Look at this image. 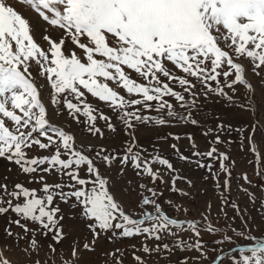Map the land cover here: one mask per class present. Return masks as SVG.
Here are the masks:
<instances>
[{
    "label": "snow or ice",
    "instance_id": "snow-or-ice-1",
    "mask_svg": "<svg viewBox=\"0 0 264 264\" xmlns=\"http://www.w3.org/2000/svg\"><path fill=\"white\" fill-rule=\"evenodd\" d=\"M16 3L37 14L47 27L43 28L42 44L34 37L30 19L10 0H0V158L15 164L22 173L30 176L29 183H39L41 188L30 189L16 182L10 190L8 183H0V215L11 212L17 216V219L9 220L6 234L10 237L19 235L11 231L12 224L22 228L25 234L31 233L29 248L37 253L42 245L35 236L51 234L53 243L48 245V252L52 254L49 259L51 264H56V246L66 238L59 204L72 202L71 208L79 209L78 216L91 239L88 236L82 240L74 239L68 256L61 257L60 264H80L81 252H95L101 236L109 240L117 236H143L145 240L156 241L171 236L174 238L171 246L161 243L152 248L145 243L140 250L151 254L162 250L195 249L201 254L195 259H201V241L191 235L189 240L180 237L184 232L199 237L197 221L167 215L158 203V197L163 193L143 183L139 184V189L150 195H142L138 201L139 215L126 211L124 204L110 190V180L100 172L95 160L108 167L118 160L121 175L125 167L131 166L137 177L147 176L153 185L157 180L161 184H168L170 180V191L189 196V192L176 186L177 181L187 183L190 188H195V182L179 175L168 158L160 154L142 155L146 150L138 147L132 130L136 123L165 126L174 120L199 125L193 110H198L201 95L205 99L218 98L216 102L225 106L226 111L230 107L247 110L255 89L246 78L244 61L250 63L255 75L260 76L264 71V0H16ZM174 70L184 75H176ZM131 72L145 82L133 79ZM189 77L200 85L199 90L197 83ZM38 79H43L50 88V103L56 106V115L61 114L63 106L77 121L80 116L86 117L88 130L103 137L95 123L97 110L85 99L86 93L90 94L108 104L117 114L129 130V140L121 149L111 152L101 147L94 157L77 150L74 136L51 122L43 102L45 84H38ZM109 82L116 87L110 86ZM172 82L178 83L190 99L174 90ZM116 88L138 98L126 99ZM165 97L174 98L184 112H177ZM241 97H246L248 103H237ZM152 102H156L155 106ZM153 110L158 113L156 117L142 114ZM99 119L106 122L109 130L116 131L110 117L100 113ZM214 119L217 121L215 127L206 128L202 133L211 138L207 150L200 151L190 134L187 136L190 155L181 152L176 143L169 147L179 160L194 163L196 169H204L203 180L211 178L215 189L223 193L230 191L235 161L230 162L229 154L217 146L228 142L225 137L240 133L241 148L247 140L249 150L259 164L261 156L254 136L259 124L260 134L264 137V121L250 122L251 132L244 136L246 129L234 126L227 116ZM174 139L178 141L181 137L176 135ZM34 147L51 150L52 154L30 156ZM88 150L92 151V145H88ZM43 165L47 166L41 167ZM153 165L164 166V170L154 169ZM53 171L67 180L48 183L44 174ZM81 171L85 172L84 176ZM222 173L223 184L219 179ZM242 179L252 184L246 173ZM241 189L250 201L255 202L253 193L243 186ZM40 192L43 194H38ZM221 201L222 211L223 205L231 204L240 215L239 206L230 201L228 195L222 194ZM167 203L177 212L188 211L174 201ZM149 205L152 211L146 209ZM211 208L208 202L201 217L207 222V231L219 232L221 229L211 222ZM260 211L264 212V202ZM224 216L227 217L226 212ZM75 218L70 216V219ZM22 220L25 223H21ZM29 221L37 227L29 228ZM242 226L247 229V221L242 220ZM231 230L238 238L256 240L252 247L239 249L242 264H264V238L253 236L251 230ZM108 233H111L110 237ZM24 251L29 252V249ZM117 252L120 250L104 252L108 258L104 264H111L112 260L115 264H123L116 256ZM133 256L137 264H147L135 252ZM0 264H11L2 252ZM33 264H41V261L37 259ZM184 264H188L187 259Z\"/></svg>",
    "mask_w": 264,
    "mask_h": 264
},
{
    "label": "rangeland",
    "instance_id": "rangeland-1",
    "mask_svg": "<svg viewBox=\"0 0 264 264\" xmlns=\"http://www.w3.org/2000/svg\"><path fill=\"white\" fill-rule=\"evenodd\" d=\"M20 10L26 18H29L34 29V37L40 42L44 43L41 39L43 35V28L47 27L44 22L34 12L28 10L26 6H21L16 3V0H10ZM53 36L55 32L51 33ZM246 67V78L252 83L255 91L251 94V103L247 110H241L238 107H230L225 110V106L216 102L218 98L210 96L205 99L202 95L198 97V110H193L194 118L200 121L199 125H192L190 123L173 121L171 125L159 126L155 124L141 125L136 123V127L132 130L134 133L136 143L142 150V155L149 156L150 154H160L170 160L174 167L178 170L179 175L187 177L195 182V188H190L187 183L183 181H177V187L190 193L189 196H181L179 192L170 191L171 182L168 184H161L159 180L153 185L150 182V178L147 176L137 177L135 170L131 166H127L124 169L123 174H120L121 165L118 160L114 161L111 167L106 166L99 160H95L96 166L100 169V172L110 180V190L116 194V198L120 200L125 207L126 211H132L136 215H139L140 208L138 207V201L142 195H150V193L142 192L139 189V184H147L149 187H155L163 195L158 197V203L161 204L164 212L172 218L187 219L197 221V227L200 230V236L195 237L192 233H181L180 237L184 240H189L190 235L194 239H199L203 245V256L201 259L195 258L200 256V252L195 249L179 250L173 249L171 252L162 250L161 252H152L146 254L141 251L143 244H147L149 247L154 248L157 244L168 243L170 246L174 242V238L166 236L163 241H156L154 239L145 240L143 236L136 237H121L117 236L111 240L106 239L104 236L98 240L95 252H81L82 259L80 264H104V261L108 259L103 255L104 252H114L119 249L120 252L116 253V256L122 260L123 264H137L134 259L133 253L140 256L147 262V264H184L187 259L188 264H208L218 254L233 248L237 245L255 244L256 240H245L244 238L236 237L235 233L231 230L235 228L237 231L251 230V234L257 238H264V212L260 211L261 203L264 202V137L260 134V125L257 124V133L254 136L255 146L258 148L261 159L260 163L255 162L256 157L253 152L249 150V142L244 140V148H241L242 137L240 133L234 132L230 137H225L228 141L225 144L218 145L221 151L229 154L230 162L235 161L232 166V179L230 182V191H217L214 187V182L211 178L204 181L203 177L206 174L204 169H196L194 163L179 160L174 154V151L169 147L171 144L176 143L181 152L185 155H190V145L187 136L190 134L199 146L200 151L207 150V145L210 137H205L202 133L206 128H214L216 120L214 117H225L229 122H232L236 127H243L245 130L244 136L249 135L251 128L250 122H255L257 119L264 121V71L260 76L255 75L251 71L250 63L244 61ZM171 67V65H169ZM127 71V70H126ZM175 71L176 75H184L179 71ZM35 75V69H33ZM131 77L136 79L140 83L145 81L138 77L135 72H131ZM163 79V78H162ZM193 83H197L192 77H189ZM38 84H45L43 79H38ZM110 86L116 87L112 82H109ZM171 86L174 90L182 92L186 99H190L188 93H184L183 88L176 82H172ZM213 86L214 83H213ZM200 89V85L197 83V90ZM121 95H124L126 99L138 98L128 96V94L120 88H116ZM50 88L45 84L42 89L43 102L50 113V120L58 127H62L69 134H72L75 138V147L77 150L82 151L85 155L94 157L95 151H99L101 147H105L109 152L112 149H121L122 145L129 140L128 131L124 124L118 119L117 114L109 107L105 102L99 101L97 98L92 97L86 93L85 99L91 104V106L97 111L94 113L97 115L96 126L99 127L103 133V137L99 134H93L88 130V125L85 123L86 117L80 116L79 121L73 119L68 111L61 106L60 115H56V106L50 103L49 96ZM244 89L241 88V93ZM173 104L177 112H184V109L180 107L179 102L174 98L165 97ZM75 102V101H74ZM155 106L156 102H152ZM237 103H248L246 97H241ZM82 107V106H81ZM129 110H132L131 108ZM103 113L111 118L110 122L116 127V131L109 130L106 126V122L103 119H99V114ZM142 114L156 117L158 113L156 111H144ZM180 136V140H175L174 136ZM167 137V139H163ZM88 145H92V151L88 150ZM51 150H40L33 148L30 152V156H47L51 155ZM121 151V155H122ZM62 158H67L62 156ZM195 159V158H193ZM251 161V162H250ZM43 165L41 167H46ZM83 167V166H82ZM154 169L159 167L161 171L164 170V166L153 165ZM216 167H219L218 162ZM260 173L259 175L257 173ZM247 174L248 178L252 181V184H247L242 176ZM35 174V175H39ZM81 176L85 175L84 171H81ZM48 183L53 184L60 182L61 179L67 180V177L58 176L55 171L51 174H44ZM168 179V177H165ZM30 176L22 173L15 164L0 158V183H8L9 189L14 183H23L26 187L32 189H40L39 183H29ZM220 183L224 182V174L220 176ZM243 188H247L249 192L253 193L256 197L255 202L250 201L249 196L242 191ZM67 191V189H65ZM42 195L43 193H38ZM222 194L228 195L229 200L235 202L240 209V215L237 214L236 209L231 207V204L223 205V211L221 210ZM74 200V198H73ZM174 201L175 203L182 205L183 208H187V213L183 211L177 212L172 208L167 201ZM210 202L211 208V222L214 227L221 229L219 232L207 231V222L201 217V213L204 211L206 204ZM71 203H60L59 207L64 216L62 223L64 224V233L66 238L57 245V255L55 256L56 264H60L61 257H67L70 251V246L74 239L88 236L91 239L90 233L87 232L84 224L78 216L79 209L71 208ZM148 211H152V207L145 206ZM224 212L227 213V217L224 216ZM70 216H75V219H70ZM234 218V219H233ZM17 219L14 213L6 215H0V252L11 261V264H33L37 259L44 264L48 261L51 264V253L48 252V245L53 243L51 234L44 237L41 234H37L35 239L42 245L40 251L34 252L29 248V242L32 239V234H25L23 229L15 224L11 225V231L18 236H8L5 229L9 227V220ZM242 220L247 221V229L242 226ZM25 223V221H21ZM29 228H36L37 225L32 222H27ZM227 225V226H226ZM109 237L111 233L107 234ZM21 237H24L23 239ZM228 237L229 239H225ZM135 245V248H133ZM24 249H29V252H25ZM250 255V253L246 252ZM242 264V259L239 251H234L224 258H222L218 264ZM111 264H115L112 260Z\"/></svg>",
    "mask_w": 264,
    "mask_h": 264
},
{
    "label": "water",
    "instance_id": "water-1",
    "mask_svg": "<svg viewBox=\"0 0 264 264\" xmlns=\"http://www.w3.org/2000/svg\"><path fill=\"white\" fill-rule=\"evenodd\" d=\"M254 244L252 245H246V246H235L233 248L227 249L226 251L220 253L212 262H210L209 264H218V262L226 255L234 252V251H239V249L241 247H244L245 249H248L250 247H252Z\"/></svg>",
    "mask_w": 264,
    "mask_h": 264
}]
</instances>
